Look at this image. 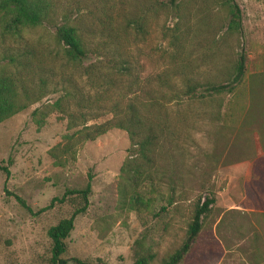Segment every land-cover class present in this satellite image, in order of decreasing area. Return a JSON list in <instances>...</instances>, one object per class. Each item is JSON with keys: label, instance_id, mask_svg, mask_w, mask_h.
<instances>
[{"label": "rangeland", "instance_id": "1", "mask_svg": "<svg viewBox=\"0 0 264 264\" xmlns=\"http://www.w3.org/2000/svg\"><path fill=\"white\" fill-rule=\"evenodd\" d=\"M150 1L56 0L54 22L59 23L65 15L75 18L83 28L93 30L87 36L92 52L84 65L99 63L100 54L109 51L108 46L115 47V54L124 51L128 56L125 66L130 75L122 79L114 77L117 84L109 89L99 87V82L93 79L89 81L81 68L64 64L50 24L25 29L22 38L8 41L13 52L22 46L33 49L45 61L46 68L42 72L43 97L0 121V167H6V171L0 168V264H49L51 241L47 228L68 216L71 206L67 201L54 200L50 206L43 207L66 189L82 188L87 182L90 183L87 208L74 217L73 227L65 239L66 249L60 254L66 259L65 264H81L73 258L88 264H130L133 241L142 236L154 253L151 264H156L181 243L191 203L197 195L207 197V160L203 152L209 149L207 133L212 128L207 121L206 105L197 98L188 101L182 96L168 105L178 128L175 158L182 166L177 172L187 174V169L191 171L184 182L187 199L177 202L176 211L172 205L160 211L158 208L164 205V200L158 196L159 192L151 191L144 192L152 200L151 207L145 210H128L118 204L119 168L129 154L124 130L111 128L93 140L76 145L74 158L56 165L48 150L64 142L66 118L54 110L38 125L30 116L33 108L51 103L61 94V89L66 87L64 78L68 76L88 100L100 103L119 93L143 96L145 87L142 84L147 86L152 76L167 68L165 76L171 77L179 87L185 77L202 81L207 78L211 65L226 57L234 59L239 51L245 57V74L264 70V0H235L239 8L240 32L226 40L215 53L211 45L220 39L226 22L216 4L207 2V22L215 23L211 36L207 34V42L203 33L192 27L195 22L192 18L188 39L175 51L169 38V28L174 21L170 10ZM104 15L112 21L113 38L95 30L97 17ZM137 19L142 21L141 33L135 29ZM109 40H114V44ZM257 110L249 121L253 126ZM100 113L87 123L110 117L106 110ZM178 118L186 119V123H178ZM249 124L234 127L233 131L247 130L251 127ZM229 151L209 177L214 194L210 214L203 218L200 231L179 264H264V206L257 207L249 185L251 157L260 156L262 150L256 144L254 150L245 152V158H240V148L236 144L231 145ZM200 171H205L203 187L198 184ZM159 191L165 194L164 187ZM222 214L223 219L216 226ZM255 245L256 252L253 251Z\"/></svg>", "mask_w": 264, "mask_h": 264}, {"label": "trees", "instance_id": "2", "mask_svg": "<svg viewBox=\"0 0 264 264\" xmlns=\"http://www.w3.org/2000/svg\"><path fill=\"white\" fill-rule=\"evenodd\" d=\"M207 2L216 4L222 12V19L226 20L221 40L216 39L211 45L212 52L215 53L220 51L226 40L240 32L239 8L235 0L150 1L170 10L174 21L169 28V38L175 51L188 39L191 26L189 21L192 18L195 20L192 27L196 32L203 33L206 42L207 36H211V29L213 32L215 23L207 22ZM55 10L56 0H0V121L39 101L45 93L43 91L45 80L42 77V72L44 73L46 68L45 61L31 48L17 47V51L13 52L11 46L7 44L8 41L22 38L25 29L43 23L50 24L53 28V39L61 48L64 64L72 68H81L82 74L89 81L93 79L99 82L97 84L99 87L105 86L109 89L116 82L114 77L122 79L124 75H130L125 66L128 56L123 53L124 51L122 54L121 52L115 54L114 46H111L112 49L110 46L106 47L109 51L100 54L99 63L84 65L83 62L89 52H92L87 39L93 32L92 28H83L75 18L65 15L62 21L56 23L53 20ZM96 21L98 24L96 23L95 30L113 38L110 18L105 15L98 16ZM135 29L141 33L143 29L141 19L136 20ZM113 41L108 42L114 44ZM244 58L243 52L239 51L234 59L226 57L222 62L211 65L209 68L211 70L204 80L185 77L180 87L171 77L165 76L169 70L167 68L162 73L152 76L147 81V86L142 84V87H145L143 96L137 93L130 96L119 93L113 99L102 101L105 105H102V102L98 103L97 100H88L89 98L68 76L64 78L66 87L61 89V94L51 103L41 104L30 112L31 119L38 125L54 110L66 118L67 131L62 134L64 142L48 150L56 165H63L68 159L74 158L76 145L93 140L111 128L124 130L129 141V154L119 168V180L116 184L118 204L128 210L138 212L145 210L151 207L152 200L145 196L144 192L151 191L159 192L158 196L164 200V205L158 208L160 211L169 205L176 211L177 202L187 199L184 182L191 176V171L187 169L185 172L187 174L177 172L178 167L182 166L177 164L175 158L178 128L176 119L171 117L168 105L175 99L185 97L188 101L197 98L200 103L207 106V121L212 128L207 133L209 149L207 153L203 152L207 160V197L195 196L185 219L181 243L161 257L156 264H179L189 252L202 227L203 218L209 216L214 203L209 177L230 154L231 145H238L240 158H245V152L254 150L256 144L260 146L261 155L251 157L249 185L256 203L264 206V70L245 74ZM35 79L37 81L33 83ZM257 108L255 117L257 121L253 126L249 121L253 120ZM101 110L110 113V117L101 122L87 123V120L100 116ZM185 121L184 118H178V123L183 124ZM246 123L251 125L247 130L233 131L234 127ZM0 168L6 171L5 166ZM204 183L205 171H200L198 184L203 187ZM162 187L165 194L159 191ZM89 192L90 183L87 182L82 188L66 189L60 197H53L50 203L43 207L45 209L50 206L54 200L67 201L71 206L68 216L47 228L46 233L51 241L49 264L66 263V259L61 258L60 254L66 249L65 239L73 227L74 217L87 208ZM221 219L223 214L216 226ZM255 239L256 237L253 240ZM144 240L142 236L133 241V258L130 264L152 263L154 253ZM253 251H258L256 245ZM73 260L88 264L76 258Z\"/></svg>", "mask_w": 264, "mask_h": 264}, {"label": "crops", "instance_id": "3", "mask_svg": "<svg viewBox=\"0 0 264 264\" xmlns=\"http://www.w3.org/2000/svg\"><path fill=\"white\" fill-rule=\"evenodd\" d=\"M257 205V207L259 206V209H261L263 206L262 205H258V203H255Z\"/></svg>", "mask_w": 264, "mask_h": 264}]
</instances>
